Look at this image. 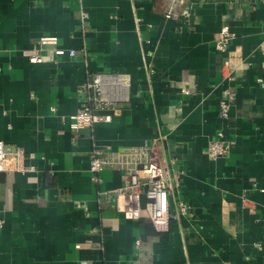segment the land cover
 I'll list each match as a JSON object with an SVG mask.
<instances>
[{
  "label": "crops",
  "instance_id": "0c3cea01",
  "mask_svg": "<svg viewBox=\"0 0 264 264\" xmlns=\"http://www.w3.org/2000/svg\"><path fill=\"white\" fill-rule=\"evenodd\" d=\"M168 1L0 0V140L36 167L0 174V264H264V3L184 0L166 19ZM223 26L235 37L218 51ZM42 36L76 56L30 63ZM98 74L127 76L128 99L111 122L76 132L81 88ZM226 89L235 100L221 121ZM219 130L234 145L211 160ZM152 142L175 160L188 208L167 234L107 201L122 171L93 181L89 170L96 147L117 155Z\"/></svg>",
  "mask_w": 264,
  "mask_h": 264
},
{
  "label": "built area",
  "instance_id": "2783aa9c",
  "mask_svg": "<svg viewBox=\"0 0 264 264\" xmlns=\"http://www.w3.org/2000/svg\"><path fill=\"white\" fill-rule=\"evenodd\" d=\"M184 0H169L165 12L166 19L176 18ZM264 3V0H261ZM89 19V13L81 11L80 22L84 25ZM235 37L228 26L220 30L216 40L218 51H226L229 42ZM47 51L55 56H76L75 50L65 49L56 36H42L36 42L29 62L41 64L44 61L42 52ZM231 61L225 62L228 74L225 80H232L234 71ZM1 71V68H0ZM264 87V83H262ZM85 95V104L76 114L70 117V127L74 131L92 128L95 124L111 122L112 113L117 102L128 99L129 78L125 75L98 74L87 81L81 88ZM235 95L226 89L224 99L220 102L218 117L225 121L230 115L231 103ZM232 140H227L223 130H219L214 139L209 142L206 155L211 160L228 157ZM34 154L27 155L22 147L13 148L0 140V174H19L27 176L36 172V167L30 163ZM89 170L93 181H99V174L105 169H115L123 172L124 184L105 197L113 203L117 212L128 220L147 219L157 233L167 234L172 220L179 221L188 215L187 205L176 198V190L181 186V172L174 169L175 160H167L159 149L158 143H146L143 146L126 150L121 154L109 153L105 148L96 147L89 158ZM2 221H0V228ZM140 246V241L136 242Z\"/></svg>",
  "mask_w": 264,
  "mask_h": 264
}]
</instances>
